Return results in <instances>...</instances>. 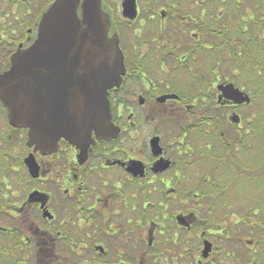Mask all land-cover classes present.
<instances>
[{
	"label": "flooded vegetation",
	"instance_id": "1",
	"mask_svg": "<svg viewBox=\"0 0 264 264\" xmlns=\"http://www.w3.org/2000/svg\"><path fill=\"white\" fill-rule=\"evenodd\" d=\"M53 1L0 0V73ZM99 2L123 61L109 128L42 153L0 102V264H264L259 207L241 206L259 178L264 0Z\"/></svg>",
	"mask_w": 264,
	"mask_h": 264
},
{
	"label": "water",
	"instance_id": "2",
	"mask_svg": "<svg viewBox=\"0 0 264 264\" xmlns=\"http://www.w3.org/2000/svg\"><path fill=\"white\" fill-rule=\"evenodd\" d=\"M79 2L54 0L40 18L33 44L13 52L9 69L0 73L8 124L27 129L26 145L34 151H53L61 138L87 146L92 130L109 128L102 93L118 83L122 56L116 41L107 37L109 22L99 0H82L81 18ZM232 94L237 102L250 100L238 89L232 88ZM24 162L35 176L33 157Z\"/></svg>",
	"mask_w": 264,
	"mask_h": 264
},
{
	"label": "rangeland",
	"instance_id": "3",
	"mask_svg": "<svg viewBox=\"0 0 264 264\" xmlns=\"http://www.w3.org/2000/svg\"><path fill=\"white\" fill-rule=\"evenodd\" d=\"M259 5V3H257ZM260 7V6H259ZM264 12V7L261 8ZM4 26V25H3ZM2 29L0 28V31ZM10 36V35H8ZM248 73H250L248 71ZM255 89V90H254ZM252 92L255 94L258 90L259 93V110L262 113V137L259 135V178L255 179L249 178L246 184V188L244 189L241 197L244 199V203L241 202V206L243 204L247 205L248 209L259 207V215H257L258 221H256V215H251V220H249L248 230L253 231V233H249L248 239L259 241V255L264 256V86L259 88H251ZM253 107V106H252ZM249 107V108H252ZM250 110V109H249ZM2 162V158H0V163ZM256 172V171H255ZM255 175V174H251ZM259 222V228L255 227V223ZM252 224V225H250ZM254 224V225H253ZM257 229V230H256ZM259 230V232H258ZM259 233V239H257ZM253 248H257L255 244Z\"/></svg>",
	"mask_w": 264,
	"mask_h": 264
},
{
	"label": "trees",
	"instance_id": "4",
	"mask_svg": "<svg viewBox=\"0 0 264 264\" xmlns=\"http://www.w3.org/2000/svg\"><path fill=\"white\" fill-rule=\"evenodd\" d=\"M2 56H3V51L1 50V51H0V57L2 58ZM248 58H249V57H248ZM258 58H259V57H258ZM249 63H250L251 65L255 64V66H256V64H257L256 61H252V60H250V59H249ZM247 67L250 68L249 65H247ZM263 230H264V228H263Z\"/></svg>",
	"mask_w": 264,
	"mask_h": 264
}]
</instances>
